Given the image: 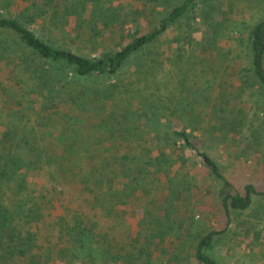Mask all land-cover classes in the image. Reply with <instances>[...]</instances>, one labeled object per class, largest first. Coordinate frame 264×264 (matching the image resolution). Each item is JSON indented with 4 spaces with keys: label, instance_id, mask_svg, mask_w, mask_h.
Segmentation results:
<instances>
[{
    "label": "rangeland",
    "instance_id": "obj_1",
    "mask_svg": "<svg viewBox=\"0 0 264 264\" xmlns=\"http://www.w3.org/2000/svg\"><path fill=\"white\" fill-rule=\"evenodd\" d=\"M180 2L105 0L103 6L117 8L120 18L104 28L103 13L98 23L104 30L99 35L100 49L120 45V24L129 29L141 18L146 30ZM214 4L218 9L216 34L200 25L192 35L199 44L207 45L210 37L214 41L210 45L218 61L214 69L207 72L204 65L198 64L202 56L199 49L194 50L195 56L171 50L173 33L169 32L161 38L160 47L165 53L162 65L148 74L135 61L125 75L119 76L118 80L127 85L114 101L119 114L130 109L134 113L131 120L138 117L142 121L140 131L149 134L147 137L154 134L158 124L161 131L170 129H164L168 123L170 127L186 128L195 147L217 162L225 179L209 174L196 150L170 152V162H155L139 193L111 215L91 211V195L82 179L92 178L87 171L92 161L85 162L75 152L76 148L96 149L93 138L104 131L85 129L82 143L78 145L75 137L73 152L66 151L71 141L59 140L64 122L48 118L51 111L41 109L37 95L28 90L23 93L17 83L21 76L33 86L29 76L18 68L0 67V133L17 124L34 128L38 136L40 150L26 159L20 174L43 203V219L28 228L42 249H60L65 241L61 217L72 221L80 214L83 222L95 223L99 234L110 238L113 255H121L112 264H199L194 257L196 239L212 230L218 233L208 252L218 264H264V86L249 80V35L264 19V0H214ZM24 6L19 2L10 10L19 14ZM138 10L144 12L137 18ZM40 24L41 20L34 25ZM71 25L69 19L65 30L60 28L61 32L53 34L52 43L87 52L89 40L76 42ZM101 81L85 79L87 85L99 90L104 84ZM110 106L108 102L107 109ZM90 107L88 118L96 123L104 116V109L95 108L94 102ZM70 153L75 155V166H71ZM82 167L86 170L81 171ZM249 184L256 191L250 206L231 208L228 213L223 205L226 192L244 194ZM77 210L83 213H74ZM161 230L164 238L159 234Z\"/></svg>",
    "mask_w": 264,
    "mask_h": 264
},
{
    "label": "trees",
    "instance_id": "obj_2",
    "mask_svg": "<svg viewBox=\"0 0 264 264\" xmlns=\"http://www.w3.org/2000/svg\"><path fill=\"white\" fill-rule=\"evenodd\" d=\"M19 2L25 6L18 14L10 8ZM104 2L0 0V67L16 68V71L18 68L29 76L33 86H29L21 76L17 83L23 93L28 90L37 95L41 109L51 111L48 118L64 122V131L59 140H64L63 143L67 139L71 141L66 151L73 152L71 146H75V137H78V145L82 143L85 129L104 131H99L93 138L98 146L96 149L76 148L75 151L85 162L88 159L92 161L87 166L92 178L82 179L91 195L88 203L91 211L104 215L116 213L120 205L134 198L143 188L145 176L155 162L169 163L171 153H179L186 148L196 150L209 174L215 179L224 180L217 162L195 147L192 134L186 128L170 127L168 123L164 129H170L161 131L158 124L154 134L147 137L149 134L140 131L142 121L138 117L131 120L134 113L130 109H126L123 115L119 114L114 101L121 88L127 85L118 80L119 76L125 75L135 61L138 60L148 74L162 65L165 53L160 47L161 38L169 32L173 33L169 40L171 50L194 55V50L199 49L202 56L197 60L198 64L204 65L207 72L214 69L218 64L214 50L210 49L214 41L210 37L209 43L203 45L192 37L194 28L200 25L215 33L218 9L214 0H181L167 16L155 25H148L146 30L141 18L129 29H124L122 23L119 29L123 37L120 45L117 48L104 45L100 49L99 35L104 30L99 28L98 23L103 13L106 14L104 28L120 18L119 10L104 7ZM143 12L138 10L137 18ZM69 19L72 20L71 28L76 42L89 40V47L85 46L87 52L52 43L53 34L57 30L61 32L60 28L65 30ZM39 20L41 24L35 26ZM249 44L252 61L249 80L264 86V19L252 28ZM167 60L172 61L173 58L168 57ZM88 78L101 79L104 84L100 90L93 88L85 83ZM91 102L95 103V108L99 106L104 109V116L96 123H92V118L87 115ZM108 102L111 106L107 109ZM143 124L148 126L146 122ZM38 144L36 130L27 125L13 124L0 133V264L116 262L120 254L113 255L110 238L104 233L99 234L95 223L83 222L80 214L74 216L72 221L67 216L61 217V232L65 241L60 249L45 250L37 244L35 233L28 228L43 219V203L20 172L27 165L26 159L40 150ZM70 155L71 166H75V155ZM84 169L82 167L81 171ZM254 192L251 184L246 186L244 194L226 192L223 197L226 211L229 213L231 208H248ZM74 213L83 212L77 210ZM217 233L212 230L197 237L194 257L199 264H218L208 252ZM159 234L164 238L163 230Z\"/></svg>",
    "mask_w": 264,
    "mask_h": 264
}]
</instances>
